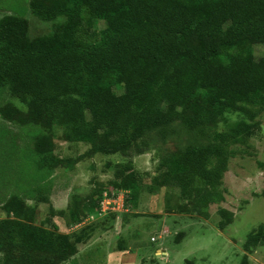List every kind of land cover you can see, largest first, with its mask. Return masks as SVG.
Listing matches in <instances>:
<instances>
[{
	"label": "rangeland",
	"instance_id": "obj_1",
	"mask_svg": "<svg viewBox=\"0 0 264 264\" xmlns=\"http://www.w3.org/2000/svg\"><path fill=\"white\" fill-rule=\"evenodd\" d=\"M32 1L0 0V29L8 21L23 19L25 39L32 42L54 36L73 17L80 20L77 28L83 38L105 27L103 20L91 19L83 8L44 22L32 14ZM42 2L59 6L56 0ZM60 5L66 6V1ZM77 5L70 1L69 8ZM236 56L258 60L264 57V43L224 48L211 63L224 65ZM87 58L91 63L93 55ZM188 67L187 55L177 57L140 88L139 99L130 101L126 113L110 111L112 126H99L89 139L70 137L52 110L42 109L43 116L35 120L26 99L15 95L12 83L4 80L0 264H242L243 260L264 264V104L259 99L242 103L238 112L190 129L184 119L207 103L210 92L189 93L184 79ZM98 85L116 96L124 92L109 70L101 72ZM160 113L170 120L155 124ZM84 114V121L93 126L96 114ZM241 123L253 126L251 136H235ZM140 125L145 126L142 133L136 132ZM221 133L229 137L222 144L227 166L220 183L192 187L186 194L170 186L169 161L219 144L216 138ZM115 146L121 147L119 152L102 149ZM216 160L217 153L208 167ZM208 191L217 201H205ZM96 201L100 207L90 211ZM11 204L21 206V218L10 214ZM33 227L48 230L54 245L25 241L26 230ZM249 235L258 236L260 242L246 249Z\"/></svg>",
	"mask_w": 264,
	"mask_h": 264
},
{
	"label": "trees",
	"instance_id": "obj_2",
	"mask_svg": "<svg viewBox=\"0 0 264 264\" xmlns=\"http://www.w3.org/2000/svg\"><path fill=\"white\" fill-rule=\"evenodd\" d=\"M56 1L59 6L51 7L42 0H33L32 14L48 22L83 8L91 19L103 20L105 27L98 34L83 38L77 28L80 20L73 17L54 36L27 42L25 20L14 19L2 26L0 94L8 78L13 93L26 99L35 120L43 116L42 109L52 110V115L61 118L67 131L70 130V137L89 139L90 132L99 126H112L110 111L126 113L130 101L139 99L140 88L182 55L189 58L184 76L189 93L197 89L210 92L207 103L184 119L186 127L214 124L225 114L238 112L242 103H256L259 99L264 104V57L255 60L236 56L224 65L211 63L224 48L264 43V0L193 4L182 0H64V7L60 5L62 0ZM70 1L78 3L77 9L69 8ZM88 53L93 55L91 63ZM104 70L115 73L117 82L124 87L123 94L116 96L98 85ZM86 111L96 114L93 126L84 121ZM103 113L109 114L106 122ZM158 115L155 124L170 120L164 113ZM144 127L138 126L136 132L142 133ZM234 133L236 137L251 136L253 126L241 123ZM4 136L0 128V146ZM227 137L228 134L221 133L216 138L219 144L193 149L171 159L169 185L178 187L180 194H186L192 187L218 185L227 166L222 147ZM102 149L112 154L121 147ZM215 153L216 163L209 168V160ZM217 198L212 191L205 195V201ZM17 203L23 206L20 201ZM99 203L92 202L90 211L97 210ZM21 206L11 204L10 214L21 218ZM26 231L24 240L36 246L50 248L56 242L48 230L33 227ZM259 242L258 236L249 235L244 248L257 246ZM245 263L243 260L242 264Z\"/></svg>",
	"mask_w": 264,
	"mask_h": 264
},
{
	"label": "crops",
	"instance_id": "obj_3",
	"mask_svg": "<svg viewBox=\"0 0 264 264\" xmlns=\"http://www.w3.org/2000/svg\"><path fill=\"white\" fill-rule=\"evenodd\" d=\"M125 216V215H124ZM123 216V218L125 219V217ZM116 217H118V216H116ZM116 217H114V218H116ZM137 220V218H134V219H130V223H132V222H134V221H136ZM130 225V224H129ZM129 227V226H128ZM99 229H97V231H98Z\"/></svg>",
	"mask_w": 264,
	"mask_h": 264
},
{
	"label": "built area",
	"instance_id": "obj_4",
	"mask_svg": "<svg viewBox=\"0 0 264 264\" xmlns=\"http://www.w3.org/2000/svg\"><path fill=\"white\" fill-rule=\"evenodd\" d=\"M102 204H103V203H102ZM102 204H101V205H102Z\"/></svg>",
	"mask_w": 264,
	"mask_h": 264
}]
</instances>
